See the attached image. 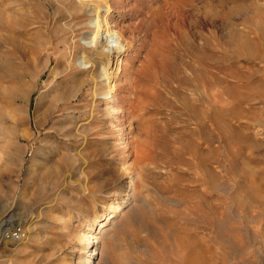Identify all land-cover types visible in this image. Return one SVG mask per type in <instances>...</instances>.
<instances>
[{"label": "rangeland", "instance_id": "374dc122", "mask_svg": "<svg viewBox=\"0 0 264 264\" xmlns=\"http://www.w3.org/2000/svg\"><path fill=\"white\" fill-rule=\"evenodd\" d=\"M84 1L0 0V219L22 234L0 264H92L79 237L123 205V159L144 179L97 264H264V0ZM96 25L124 45L122 148L94 100ZM80 122L99 132L68 142Z\"/></svg>", "mask_w": 264, "mask_h": 264}, {"label": "bare ground", "instance_id": "6f19581e", "mask_svg": "<svg viewBox=\"0 0 264 264\" xmlns=\"http://www.w3.org/2000/svg\"><path fill=\"white\" fill-rule=\"evenodd\" d=\"M77 3L79 4L78 8L80 10L84 9V11L87 13L93 11V6H92L93 4L92 3L88 2V1L85 2L84 0H77ZM141 3H142V1H141ZM96 24H97V22H96ZM105 30H107V29H105ZM89 35H90V33H89ZM92 36L93 37L90 36L91 38L89 39L88 43H90V46L94 47L97 50L98 54H101V57L99 58L100 60H98V63L96 62L97 67H98L97 73L91 77L92 82H93V86L95 88L94 89V100H97V98H99L100 100L106 101L105 102L106 106L104 107V110H105V115L107 116V118H108L107 120L109 123V127L107 129H109V131H111V133L114 134V137H112L113 138L112 141L115 142V144L117 145L116 147L122 148V147H124V139H123L124 128L119 123V119L117 118L118 114L116 115V113H118V111H117L118 108L116 107V103H115L116 102L115 96H116L117 88H116V84H115L114 79H115V72H116V70L119 69V58H120V55L123 54L122 50H123L124 45L115 36L113 30L104 31L98 25H96L95 34ZM117 36H118V34H117ZM96 50H95V52H96ZM99 89H101V90H99ZM92 117H95V116L91 115L90 121H91ZM93 126L92 127L91 126L85 127L83 122H82V124L80 122L78 125H75L76 128L74 131L71 132L69 129H67L65 136L68 139V142L71 139L75 140V138L76 139H82L83 141H85L88 132H90V133H96V132L98 133L99 132V130L96 129L97 127H99V125L96 126L95 129ZM70 129H71V127H70ZM82 140H80V141H82ZM78 142H79V140H78ZM83 145H84V143H83ZM70 146H72V144H70ZM78 150H80V149H78ZM107 154H108V152H107ZM119 154L121 155V153H119ZM66 156L68 158L69 157L74 158L72 154H68ZM77 158H79V157H77ZM135 158H137V155ZM136 165L137 164L135 162L128 163L125 159H123L121 169L114 171L115 174H113L115 180H117V181L122 180L123 181L121 192L118 195L116 194L117 199L122 200V202L120 204H123V205H121L120 208H118V206L114 207L111 205L113 208L110 206V209H112V210L109 209V211L102 213L98 219L94 218V220L92 222H88L85 225L88 229L85 230L84 232H82V235L79 237V239L82 240L85 248L87 249L88 255L90 256V259L87 261L92 262V264H97V262H95L94 259H96L95 258V254H96L95 252L97 249V244H98V242H100V239L104 235L109 234L108 231L110 230V228L117 229V228L122 227L127 222L128 218H129L127 216V214L128 215L130 214L129 216H131L132 215L131 213L135 209V205L137 203H136V196H135L134 187L136 186V183L138 181H142L144 179L142 176V172L139 171V169H137ZM120 194H122V195H120ZM114 210H116V211H114ZM13 215L14 214H11L9 216V214H8L7 218H1L0 219V244H4L3 243L4 241H2L1 237L6 242H12V240L9 238L5 239V236L3 234H1V230H10L11 231V229L14 228L15 226H17V225L20 226V223H18V224L16 223V225L11 224V225L6 226V227L3 226L4 224H6L8 219L13 217ZM121 216H124V218H121ZM10 223H12V221H10ZM93 261H94V263H93Z\"/></svg>", "mask_w": 264, "mask_h": 264}, {"label": "built area", "instance_id": "2783aa9c", "mask_svg": "<svg viewBox=\"0 0 264 264\" xmlns=\"http://www.w3.org/2000/svg\"><path fill=\"white\" fill-rule=\"evenodd\" d=\"M19 225L15 226L10 230H1V234L5 236V239L9 238L12 241H17L21 238L22 234H20Z\"/></svg>", "mask_w": 264, "mask_h": 264}]
</instances>
